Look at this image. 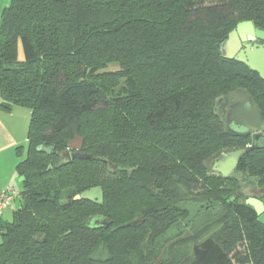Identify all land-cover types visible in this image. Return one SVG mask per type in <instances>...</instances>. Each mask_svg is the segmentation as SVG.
Listing matches in <instances>:
<instances>
[{
  "label": "trees",
  "instance_id": "16d2710c",
  "mask_svg": "<svg viewBox=\"0 0 264 264\" xmlns=\"http://www.w3.org/2000/svg\"><path fill=\"white\" fill-rule=\"evenodd\" d=\"M247 21L264 30V0H12L0 24V106L27 108L31 121L19 208L12 223L0 222V264H264V225L239 181L204 167L252 142L226 133L219 99L245 90L264 119V80L221 53ZM110 64L122 72L101 73ZM76 136L96 159L58 167ZM238 171L264 187V148ZM95 187L103 205L74 200ZM199 189L228 208L230 234L201 240L209 219L165 256L143 253V231L162 239L187 221L184 192ZM96 217L110 224L92 229Z\"/></svg>",
  "mask_w": 264,
  "mask_h": 264
},
{
  "label": "water",
  "instance_id": "95a60500",
  "mask_svg": "<svg viewBox=\"0 0 264 264\" xmlns=\"http://www.w3.org/2000/svg\"><path fill=\"white\" fill-rule=\"evenodd\" d=\"M259 40L264 42V30L255 27L251 21L239 23L234 31H232L228 39L222 43L221 53L223 58L228 60H236L245 64L252 71L257 72L261 79L264 80V45H251L246 42ZM245 43V50L237 54V51ZM228 103L225 111L224 128L228 135L232 137H251L252 142L245 148L216 153L206 161L204 167L208 172L221 175L223 178H233L239 181L242 189L241 195L244 196V203L254 209L259 217V222L264 225V187H259L254 180L244 181V174L238 171L241 160L251 151L264 148V119L259 107L245 90H234L226 94L222 98ZM217 101L219 103L220 100ZM84 140L80 136H76L68 144V150L58 154L60 161L58 167H62L72 162L74 159L91 160L89 154L82 153ZM39 153L52 154V147L39 146ZM107 163L110 173L115 174L117 167L108 158H99ZM49 166V171L52 170ZM19 183L25 181V177L19 178ZM75 201H88L103 205L104 192L102 187L91 188L76 196ZM144 221V218L134 221L128 226L137 227ZM88 222L91 223L93 229L106 228L110 224L105 218H92ZM40 241V238H36ZM45 241V240H43Z\"/></svg>",
  "mask_w": 264,
  "mask_h": 264
},
{
  "label": "rangeland",
  "instance_id": "374dc122",
  "mask_svg": "<svg viewBox=\"0 0 264 264\" xmlns=\"http://www.w3.org/2000/svg\"><path fill=\"white\" fill-rule=\"evenodd\" d=\"M206 3H208L206 1ZM25 53L23 51V48L20 47L19 50V61L25 60ZM121 66L118 64H110L103 70H101V73H119L121 71ZM118 81V79L116 80ZM114 80L113 82L116 83ZM122 80L120 79L118 83H120ZM216 112H219L218 110ZM65 137V136H64ZM237 149L236 147H233L231 150ZM210 174H215L211 172ZM219 175V174H217ZM17 187L20 189V183L18 181ZM183 208L187 209L189 211V219L187 221H182L181 224H178L176 227H173L169 232L165 233L163 238L157 239L158 236L152 237L149 233V228L143 231V233L146 231L144 237L142 238V244L141 247H144V252H149L151 254H155L156 252L160 255L165 256L166 253L171 252L172 245L176 242L174 240L187 238L194 232L195 228L202 227L205 222H210L209 219L214 220V224L212 225V230H210L207 234H205L201 240H204L208 238L211 235L219 234L220 232L222 235L228 236L229 229L225 230V226L222 220H225L224 215H228L229 210L228 208H225L219 202L217 201V198L213 197V195H209L208 193L203 192L201 189L193 191V192H184V200L182 202ZM19 208V201H16L13 203V207L8 209L5 212L4 217V223H12L14 220V214ZM222 222V224L220 223ZM227 226V223L225 224ZM171 240L169 243L166 244L165 241ZM3 242V232L0 230V244ZM192 248L193 244H188L184 248L185 253L190 256L192 255ZM171 249V250H170ZM178 249V248H177ZM177 249H174L176 252ZM173 250V251H174ZM140 251V250H139ZM141 253V252H140ZM234 263V262H233Z\"/></svg>",
  "mask_w": 264,
  "mask_h": 264
},
{
  "label": "crops",
  "instance_id": "0c3cea01",
  "mask_svg": "<svg viewBox=\"0 0 264 264\" xmlns=\"http://www.w3.org/2000/svg\"><path fill=\"white\" fill-rule=\"evenodd\" d=\"M11 2L12 0H0V24L2 14ZM20 47H22L21 43L18 46V58ZM30 121L29 109L15 106L7 110L0 106V192L8 188L20 191L17 187L19 180L17 167L27 152ZM5 212L0 219L3 224H5L3 220Z\"/></svg>",
  "mask_w": 264,
  "mask_h": 264
},
{
  "label": "built area",
  "instance_id": "2783aa9c",
  "mask_svg": "<svg viewBox=\"0 0 264 264\" xmlns=\"http://www.w3.org/2000/svg\"><path fill=\"white\" fill-rule=\"evenodd\" d=\"M21 200L20 191L14 188H8L0 192V219L4 212L10 208L14 202Z\"/></svg>",
  "mask_w": 264,
  "mask_h": 264
},
{
  "label": "flooded vegetation",
  "instance_id": "af4514ba",
  "mask_svg": "<svg viewBox=\"0 0 264 264\" xmlns=\"http://www.w3.org/2000/svg\"><path fill=\"white\" fill-rule=\"evenodd\" d=\"M246 44H251V45H264V42L262 41H259V40H255V41H251V42H246ZM245 50V43H242V47L239 48V50L237 51V54H239L241 51ZM228 106V103L225 101V100H220L219 103H217L216 105V110H218L219 112H216L220 117H222V120L224 119L225 117V111H226V108ZM224 123V122H223ZM242 191V189H241ZM97 218V217H96ZM101 218V217H99ZM89 225H91L90 222H87ZM93 229V228H92Z\"/></svg>",
  "mask_w": 264,
  "mask_h": 264
}]
</instances>
